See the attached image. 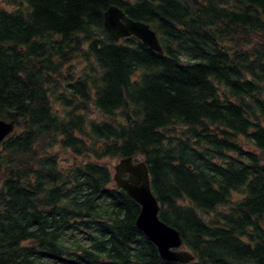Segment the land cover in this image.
<instances>
[{
	"label": "trees",
	"instance_id": "1",
	"mask_svg": "<svg viewBox=\"0 0 264 264\" xmlns=\"http://www.w3.org/2000/svg\"><path fill=\"white\" fill-rule=\"evenodd\" d=\"M6 1L0 264H180L137 229L106 158L146 163L189 264H264V0ZM112 6L164 53L114 41Z\"/></svg>",
	"mask_w": 264,
	"mask_h": 264
},
{
	"label": "water",
	"instance_id": "2",
	"mask_svg": "<svg viewBox=\"0 0 264 264\" xmlns=\"http://www.w3.org/2000/svg\"><path fill=\"white\" fill-rule=\"evenodd\" d=\"M104 25L110 37L116 42L134 36L149 49L164 53L157 33L149 24L133 20L116 6L106 11ZM14 131V122L0 119V151L3 141ZM113 179L116 186L140 205L141 211L136 220V227L157 247L161 259L165 262L191 263L194 255L185 248L180 233L159 218L160 205L153 194L146 163L144 161L136 163L134 158L121 159L114 166Z\"/></svg>",
	"mask_w": 264,
	"mask_h": 264
},
{
	"label": "rangeland",
	"instance_id": "3",
	"mask_svg": "<svg viewBox=\"0 0 264 264\" xmlns=\"http://www.w3.org/2000/svg\"><path fill=\"white\" fill-rule=\"evenodd\" d=\"M0 8L12 11V10H15L17 8V5L8 4L6 0H0ZM57 109L59 110L60 113H62L63 108L60 105H57ZM90 117H92L98 121L103 120V116L101 114L97 113V111L95 109H92V114H90ZM246 147H248V146L246 145ZM69 154L70 153H68V152H62V154H61L62 161L66 160L67 164H72L73 162H76V161H74L73 158L69 157L70 156ZM139 160L141 161V159H139ZM103 162L106 165H108L113 171V167L119 162V159L106 158ZM239 197L240 196L238 195L237 198H239Z\"/></svg>",
	"mask_w": 264,
	"mask_h": 264
}]
</instances>
